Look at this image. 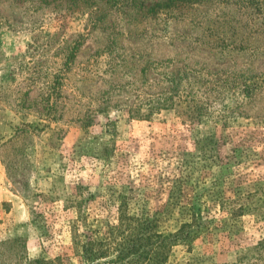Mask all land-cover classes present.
Masks as SVG:
<instances>
[{
    "label": "rangeland",
    "instance_id": "374dc122",
    "mask_svg": "<svg viewBox=\"0 0 264 264\" xmlns=\"http://www.w3.org/2000/svg\"><path fill=\"white\" fill-rule=\"evenodd\" d=\"M0 185V264H77L120 199L213 220L166 264H264V0H0Z\"/></svg>",
    "mask_w": 264,
    "mask_h": 264
},
{
    "label": "trees",
    "instance_id": "16d2710c",
    "mask_svg": "<svg viewBox=\"0 0 264 264\" xmlns=\"http://www.w3.org/2000/svg\"><path fill=\"white\" fill-rule=\"evenodd\" d=\"M253 195V194H252ZM251 196V195H250ZM249 196L237 198L242 203L237 208L227 207L228 202L219 204L224 217L229 219L246 213V200ZM149 197L140 196L141 205L147 204ZM191 200L181 213V222L173 233L161 234L158 232V219L160 213H149L141 208L137 216H131L124 212L123 202L120 199L117 221L119 225L110 226L104 238L85 237L81 240L78 234L72 237L73 256L77 264H166L172 256V250L177 245H185L187 249L193 241L206 233L212 219L203 218L200 207L194 205ZM197 204V202L195 203ZM123 211V212H121ZM83 237V236H82ZM261 244L264 242L259 241ZM261 248V247H260ZM233 264H246V256L238 255ZM66 259L33 260L28 264H63ZM198 261H186L179 264H197Z\"/></svg>",
    "mask_w": 264,
    "mask_h": 264
},
{
    "label": "crops",
    "instance_id": "0c3cea01",
    "mask_svg": "<svg viewBox=\"0 0 264 264\" xmlns=\"http://www.w3.org/2000/svg\"><path fill=\"white\" fill-rule=\"evenodd\" d=\"M4 191L5 190L0 185V201L1 202H4V203L6 201H8L10 203V205H9L8 209L2 211L1 218L2 219H5V221H8L9 220L8 217H12L11 218V221H12V219L13 220L15 219V220L13 221V227H12V225H11V227H9V226H7L6 223H4V224H1L0 225V229H1V227H4L3 233H6L7 232L10 235V234H13L15 232L13 235L16 236L17 235V232L14 230L16 228V226H15L16 224H14V223L17 222L19 224H21V223L23 224L25 222V219H24L25 217H24L23 211H21V215L19 213L20 212V206H19L18 203H20L21 199L18 196H14V195H11V194L10 195H11V197H13V199L12 198H9V197L6 196V194L4 193ZM22 204H21V208L23 207Z\"/></svg>",
    "mask_w": 264,
    "mask_h": 264
}]
</instances>
